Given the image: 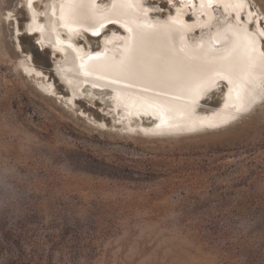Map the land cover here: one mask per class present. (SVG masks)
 Returning a JSON list of instances; mask_svg holds the SVG:
<instances>
[{
  "label": "rangeland",
  "instance_id": "1",
  "mask_svg": "<svg viewBox=\"0 0 264 264\" xmlns=\"http://www.w3.org/2000/svg\"><path fill=\"white\" fill-rule=\"evenodd\" d=\"M247 4L264 27V0ZM26 19L21 0H0V264H264V98L212 131L127 133L105 94L58 98L68 93L55 57L22 32L20 54L53 91L24 73L13 26ZM224 89L197 110L217 107Z\"/></svg>",
  "mask_w": 264,
  "mask_h": 264
},
{
  "label": "bare ground",
  "instance_id": "2",
  "mask_svg": "<svg viewBox=\"0 0 264 264\" xmlns=\"http://www.w3.org/2000/svg\"><path fill=\"white\" fill-rule=\"evenodd\" d=\"M21 1L27 19L22 30L13 26L15 50L20 54L19 34L34 37L55 57L53 70L69 91L58 98L72 104L84 87L90 96L105 94L106 113L121 131L149 138L212 131L264 98V27L247 0L242 7L236 0H168L172 9L164 15L149 0H46L41 10L38 0ZM112 24L122 30L108 31ZM85 35L97 38L98 47ZM81 36L86 43L77 41ZM17 64L53 91L29 54L22 52ZM220 81L219 105L199 112L200 100Z\"/></svg>",
  "mask_w": 264,
  "mask_h": 264
},
{
  "label": "water",
  "instance_id": "3",
  "mask_svg": "<svg viewBox=\"0 0 264 264\" xmlns=\"http://www.w3.org/2000/svg\"><path fill=\"white\" fill-rule=\"evenodd\" d=\"M111 28H114L115 30H122L121 29V27L119 26V25H116V24H112L111 26H110ZM36 45V44H35ZM46 50H48V52L49 53H51V51L49 50V49H46ZM51 63V71H52V73H53V75H54V77H55V79L60 83V85L64 88V90L68 93L69 91L67 90V88H66V86L60 81V79H59V77H58V75L54 72V70H53V62L51 61L50 62ZM224 86H225V82L224 81H220V85L218 86V88H220L221 90L224 88ZM213 91H215V90H211V92H213ZM250 110V109H249ZM249 110H247V111H249ZM246 111V112H247ZM243 113H245V112H243ZM243 113H241L240 115H242ZM239 115V116H240ZM238 116V117H239ZM143 122L145 123V122H147L148 123V121H145V120H143Z\"/></svg>",
  "mask_w": 264,
  "mask_h": 264
},
{
  "label": "snow or ice",
  "instance_id": "4",
  "mask_svg": "<svg viewBox=\"0 0 264 264\" xmlns=\"http://www.w3.org/2000/svg\"><path fill=\"white\" fill-rule=\"evenodd\" d=\"M237 6L242 7L243 6V0H236ZM261 35H264V31L261 32Z\"/></svg>",
  "mask_w": 264,
  "mask_h": 264
}]
</instances>
